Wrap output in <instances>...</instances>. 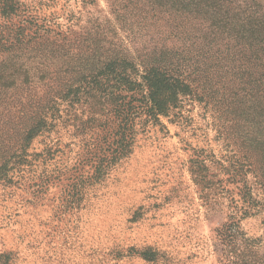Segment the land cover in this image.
I'll return each instance as SVG.
<instances>
[{
  "label": "rangeland",
  "instance_id": "obj_1",
  "mask_svg": "<svg viewBox=\"0 0 264 264\" xmlns=\"http://www.w3.org/2000/svg\"><path fill=\"white\" fill-rule=\"evenodd\" d=\"M6 2L13 10L0 13V264H264V13L257 42L247 30L242 70L232 64L237 76L206 89L219 101L242 88L238 112L206 108L202 77H192L198 97L114 160V147L84 139L65 107L59 120L53 111L39 119L37 30L53 37L106 18L143 71L183 51L197 56L210 15L170 12L165 0ZM226 50L236 61L234 41L218 44ZM193 163L214 176L198 184ZM231 220L243 234L235 245L221 236ZM149 251L159 258L143 255Z\"/></svg>",
  "mask_w": 264,
  "mask_h": 264
},
{
  "label": "trees",
  "instance_id": "obj_2",
  "mask_svg": "<svg viewBox=\"0 0 264 264\" xmlns=\"http://www.w3.org/2000/svg\"><path fill=\"white\" fill-rule=\"evenodd\" d=\"M95 1L84 0L86 4H95ZM165 1L173 4L170 12H188L196 7L194 13L210 15L212 26L208 28L207 36L196 42L200 48L197 56L183 51L176 55V60H159L141 71L140 64L116 28L109 27L111 22L106 18L100 22L89 19L69 31H58L53 37L42 27L37 30V60L41 73V95L37 101L39 119L53 111L59 115L52 118L59 120L65 107L64 110L69 112L68 120L84 139H101L100 143L114 147L110 152L114 160L124 159L132 154L141 133L148 128H165L164 118H168L185 99L198 97L199 87L195 88L193 82L199 76L204 83V94L209 87L212 89L214 85L226 82L229 76L232 79L237 76L236 68L230 66L239 62L238 69L242 70L248 28H252L251 36L255 41L259 40L261 22L258 18L264 13V0ZM177 1L180 2L176 5ZM12 10L6 0H0V13L8 14ZM225 41L235 42L239 53L236 61L229 59L228 50L227 53L217 51L218 44ZM257 45L254 46L256 52ZM55 63L63 66L57 67ZM51 76L56 82L51 83ZM237 91L241 94L223 95L219 101L214 100L217 94L210 95L209 91L205 107L214 103L219 112L223 110L229 115L232 106L238 112L236 107L241 108L244 91L242 88ZM202 99L204 97L200 101ZM219 120L223 121V115ZM207 172L205 165L193 163L191 173L198 184L202 185L208 177L214 176ZM258 205L257 202L251 204L252 208ZM221 236L229 245H235L236 240L243 238L240 227L233 222L222 230ZM237 250L241 252V249ZM143 255L152 261L159 258L155 251Z\"/></svg>",
  "mask_w": 264,
  "mask_h": 264
}]
</instances>
